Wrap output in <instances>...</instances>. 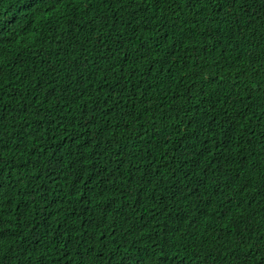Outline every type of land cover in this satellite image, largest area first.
<instances>
[{"label":"trees","instance_id":"obj_1","mask_svg":"<svg viewBox=\"0 0 264 264\" xmlns=\"http://www.w3.org/2000/svg\"><path fill=\"white\" fill-rule=\"evenodd\" d=\"M0 264H264V0H0Z\"/></svg>","mask_w":264,"mask_h":264}]
</instances>
